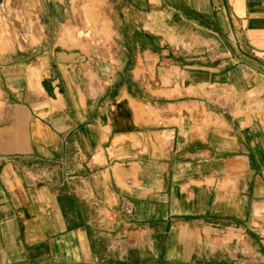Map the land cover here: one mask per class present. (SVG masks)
<instances>
[{
    "label": "crops",
    "instance_id": "0c3cea01",
    "mask_svg": "<svg viewBox=\"0 0 264 264\" xmlns=\"http://www.w3.org/2000/svg\"><path fill=\"white\" fill-rule=\"evenodd\" d=\"M3 2L0 264H264V0Z\"/></svg>",
    "mask_w": 264,
    "mask_h": 264
},
{
    "label": "rangeland",
    "instance_id": "374dc122",
    "mask_svg": "<svg viewBox=\"0 0 264 264\" xmlns=\"http://www.w3.org/2000/svg\"><path fill=\"white\" fill-rule=\"evenodd\" d=\"M3 3H0V7ZM5 4L4 13L7 12L12 20L15 27L14 37L21 45L37 44L41 39L40 27L48 20L51 9L55 13L58 9L60 15L61 8L68 6L73 8L76 14L73 24L79 37L95 39L107 35L109 0H6ZM78 14L82 15L81 19ZM2 20L9 22L5 18ZM54 28L56 29V26Z\"/></svg>",
    "mask_w": 264,
    "mask_h": 264
},
{
    "label": "water",
    "instance_id": "95a60500",
    "mask_svg": "<svg viewBox=\"0 0 264 264\" xmlns=\"http://www.w3.org/2000/svg\"><path fill=\"white\" fill-rule=\"evenodd\" d=\"M3 2V0H0V3H2Z\"/></svg>",
    "mask_w": 264,
    "mask_h": 264
}]
</instances>
